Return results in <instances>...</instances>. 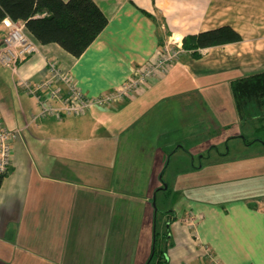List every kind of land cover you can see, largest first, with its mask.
Instances as JSON below:
<instances>
[{"label":"crops","instance_id":"0c3cea01","mask_svg":"<svg viewBox=\"0 0 264 264\" xmlns=\"http://www.w3.org/2000/svg\"><path fill=\"white\" fill-rule=\"evenodd\" d=\"M94 1L106 23L78 55L56 43L34 40L38 51L16 72L0 63V119L9 130L21 129L12 142V164L0 187V264H144L150 244L144 223L154 183L143 184L141 192L133 191L134 182L128 191L108 190L115 158L107 149L128 141V131L136 129L131 116L138 115L141 102L152 106L163 98L201 93L206 100L233 101L232 94L224 91L232 80L264 71V0ZM9 21L0 23V44ZM223 25L231 26L242 39L204 48L198 58L181 54L150 88L113 107L93 106L62 119L36 117L35 98L15 88L20 79L42 78L47 61L55 59L70 70L84 94L96 96L120 87L135 70L153 61L168 38L182 43L187 34ZM212 106L213 114H205L208 120L203 123L214 116L219 130L228 125L218 123L227 115L220 101ZM234 115L241 131L246 121L258 124V118L241 120L236 111ZM193 122L189 118L186 127H195ZM116 127L128 134L120 138ZM137 134L136 141L141 142L142 134ZM234 142L236 159L242 161L244 153L253 150L258 157L254 163L262 164L263 142L247 143L243 136ZM212 147L201 156L208 158L206 163L221 162L230 154V147L225 152ZM211 151L219 160L211 161ZM100 163L106 168L98 172L94 167H102ZM256 175L253 179L262 192L248 198L215 202L180 195L169 225L168 264H264V168L258 166ZM150 179L155 182L154 174ZM68 225L84 229L86 239L80 236L79 245H99L97 253L80 248L69 259L55 250L58 242L50 241L52 229Z\"/></svg>","mask_w":264,"mask_h":264},{"label":"rangeland","instance_id":"374dc122","mask_svg":"<svg viewBox=\"0 0 264 264\" xmlns=\"http://www.w3.org/2000/svg\"><path fill=\"white\" fill-rule=\"evenodd\" d=\"M169 41L168 38L165 43ZM149 86L146 85L145 88L148 89ZM161 87H165V85ZM225 88L224 91L228 90L231 93L229 86ZM158 92L162 93L164 91L159 89ZM219 101L223 103L227 116L222 117L218 123L223 125L227 121L226 124L228 125L221 126L217 130L218 125L215 123L216 121L214 122L216 117L212 116L213 119L211 118L208 124H204L203 120H208L205 114H213L212 105L218 104ZM219 101L217 99L206 100L205 94L201 93L192 95L189 98L180 96L163 98L159 101H154L155 104L152 106H150L151 103L149 102H141L138 115L133 113L131 116L137 123L135 121L134 124L136 126L132 127V129L136 128L134 131H128L130 132L128 141L115 142V147L107 149L112 152L111 156L115 158L114 171L109 169L112 172L113 185L108 190L128 191V187L134 182L135 190L133 191L141 192L143 184L148 183V181L154 183L151 187V199L147 207L149 210L144 223L150 239L147 258H149L152 250L154 230L160 236L163 233H167V231L170 232V228L167 229L169 224L166 221L168 216L165 210H173L180 195L223 202L240 197L248 198L258 192H262L258 191L261 190V185L255 184L257 182L253 178L257 176L258 166L259 168H264V156L260 158V161L263 160L262 164H256L254 163V158L258 159V157L253 154V150H250L247 152L248 154L244 153V158L239 161V159H236L237 155H235L238 151L235 152L233 144L235 143L234 140H239L241 136L247 137L249 140L255 137L264 140V120H258V124L246 121L243 123L245 129L241 131L240 127L236 126L234 115L236 110L233 106V101H223V99ZM190 113L196 116L190 117ZM189 118L194 120L193 126L195 127H186L185 123ZM253 126L255 129L252 128V130L254 129L252 136L250 128ZM115 131L118 132L117 136H120V138L128 134V132H123L119 127L118 129L116 127ZM137 131L142 134L141 142L136 141L138 139ZM162 131L166 132L163 134ZM204 135L205 138H203ZM236 135L239 137H233ZM219 137L222 139L220 140ZM213 145L217 146L218 150H223L222 152H225L230 147V154L222 159L223 161L221 162L206 163L208 158L205 157L204 159L201 156L204 152H208V149H214ZM95 149L92 148L91 150L95 151ZM211 152V161L219 160V158L215 157L214 151ZM182 155L185 157H182ZM87 164L92 163L89 162ZM93 164H95L94 161ZM100 165L102 167H94L98 169V172L106 168L103 167L102 163ZM84 166L86 167L87 165L85 164ZM151 173L154 174L155 182L150 179ZM261 182L259 181V184ZM162 183L168 184L169 190H166V193L169 195L168 197L164 196L165 192L159 191L155 205H153L155 191L162 186ZM139 186H141V190H138ZM172 212H170L171 215L169 213V216H174ZM111 214L114 215V212L112 211ZM103 234L102 232L100 236ZM86 235L84 229L81 230V228L68 225L64 228L52 229L50 241L55 243L56 240L58 249L55 248V250H60L63 256L65 255L70 259L82 248V251L86 253L94 251L96 247L100 248L99 245L91 248L90 246L86 247L84 244L81 248L77 240L80 236L85 240ZM169 236L170 234L162 242L163 247L165 244L167 246L170 245ZM97 250L100 251V249ZM146 263L147 259L144 264Z\"/></svg>","mask_w":264,"mask_h":264},{"label":"trees","instance_id":"16d2710c","mask_svg":"<svg viewBox=\"0 0 264 264\" xmlns=\"http://www.w3.org/2000/svg\"><path fill=\"white\" fill-rule=\"evenodd\" d=\"M5 19L23 23L27 34L38 43L42 45L56 43L68 53L75 55L95 40L99 30L106 23L102 9L94 0H0V23ZM241 39V35L235 29L223 25L185 35L182 38V47L191 56L198 58L204 48L238 42ZM230 89L236 112L241 120L264 118V71L232 80ZM244 139L247 143L255 139L264 143L261 138ZM6 174L0 175V187ZM164 184L166 183H162L155 191V200L159 191L165 192L164 196L168 197L169 194L166 193V190H169L168 184L166 188L163 187ZM172 211L165 210L169 225L175 220V216H169ZM168 234L169 231L160 236L154 230L152 250L147 264H168L167 251L170 245L165 244L163 247L162 244Z\"/></svg>","mask_w":264,"mask_h":264},{"label":"built area","instance_id":"2783aa9c","mask_svg":"<svg viewBox=\"0 0 264 264\" xmlns=\"http://www.w3.org/2000/svg\"><path fill=\"white\" fill-rule=\"evenodd\" d=\"M9 30L0 44V63L16 72L20 63L38 51L36 42L27 34L24 24L9 21ZM186 51L173 39L158 48L155 59L135 70L118 88L96 96L84 94L75 83L69 69L55 59L47 61V73L37 81L20 79L15 88L33 96L39 110L36 117L53 116L62 119L79 115L98 106L113 107L116 103L140 94L146 85L156 81L166 68ZM21 129L9 130L0 119V175L8 173L12 164V142Z\"/></svg>","mask_w":264,"mask_h":264},{"label":"water","instance_id":"95a60500","mask_svg":"<svg viewBox=\"0 0 264 264\" xmlns=\"http://www.w3.org/2000/svg\"><path fill=\"white\" fill-rule=\"evenodd\" d=\"M164 188H166L167 187V185L166 184H164V186H163ZM153 205H155V195H154V197H153ZM154 237V236H153ZM154 240V239H153ZM147 264V263H146Z\"/></svg>","mask_w":264,"mask_h":264}]
</instances>
